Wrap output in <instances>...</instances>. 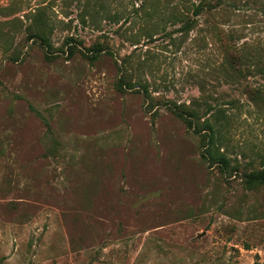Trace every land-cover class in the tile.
Segmentation results:
<instances>
[{"label":"rangeland","instance_id":"1","mask_svg":"<svg viewBox=\"0 0 264 264\" xmlns=\"http://www.w3.org/2000/svg\"><path fill=\"white\" fill-rule=\"evenodd\" d=\"M263 169L264 0H0V264H264Z\"/></svg>","mask_w":264,"mask_h":264},{"label":"trees","instance_id":"2","mask_svg":"<svg viewBox=\"0 0 264 264\" xmlns=\"http://www.w3.org/2000/svg\"><path fill=\"white\" fill-rule=\"evenodd\" d=\"M204 5H206V1L204 2H201L200 4H198L195 9H194V15L195 16H198L202 10L204 9ZM190 19V18H188ZM193 23V19L192 21H188L187 24H192ZM186 24V30H190L191 26L190 25H187ZM40 38L42 40H46V38L40 34ZM92 55L90 56L91 59H96L98 58V56L101 54L102 52V49L101 47H98V46H95L93 47V50H92ZM189 109V108H188ZM179 116H183L186 120H187V123L189 124V126L195 130L199 129L200 125L197 123L196 121V117H197V114H196V110L195 109H189V112L188 113H185V111H179L178 112ZM198 118V117H197ZM202 129L206 130L208 133H207V146H206V149H207V152L208 154L210 155V158L212 161H216L218 160L217 162H219L221 165H225L227 166L229 164V159L226 157V155L224 153L221 152L220 150V147H218V140L219 138L216 136L217 133H216V127L214 125V123L209 120V119H205L204 120V123H203V126H202ZM249 185H257V184H264V169L257 172V173H253L251 174L250 176V179L248 181Z\"/></svg>","mask_w":264,"mask_h":264}]
</instances>
